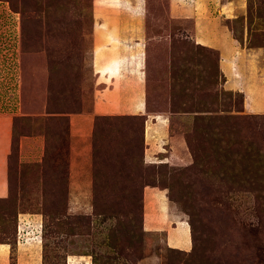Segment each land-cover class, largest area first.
<instances>
[{
	"label": "rangeland",
	"instance_id": "374dc122",
	"mask_svg": "<svg viewBox=\"0 0 264 264\" xmlns=\"http://www.w3.org/2000/svg\"><path fill=\"white\" fill-rule=\"evenodd\" d=\"M201 16L257 53L264 80V0H0V264H264V112L221 86L217 51L193 39ZM133 40L145 113L164 125L94 115L69 128L91 111L103 49Z\"/></svg>",
	"mask_w": 264,
	"mask_h": 264
},
{
	"label": "crops",
	"instance_id": "0c3cea01",
	"mask_svg": "<svg viewBox=\"0 0 264 264\" xmlns=\"http://www.w3.org/2000/svg\"><path fill=\"white\" fill-rule=\"evenodd\" d=\"M193 39L197 44L217 51V67L223 77L221 86L225 90L241 94L242 112L251 114L264 112V80L261 77V68L256 59L257 53L241 47L228 27L223 23V20L218 17H195ZM138 43L137 40H133L131 47H128L124 53L118 51V53L109 52L110 54H107V51L103 49L105 53L99 60V64L102 65L101 68L96 69L93 67L96 80L92 93L91 111L88 114L70 116L69 128L73 129L74 120L78 123H83L82 131H84L88 127V121L87 119L85 121L81 120L88 118L90 124V119L94 115L146 114L143 98L145 82L141 65L143 54L140 55L142 52L137 46ZM145 116L146 123L156 121V124L164 125L163 118L160 119L149 114ZM2 119L6 118L0 117V120ZM7 128L5 133L2 131V126H0V136L3 137L5 135L6 139H8ZM26 138H23L25 140V152H29L38 141L33 137ZM2 140L4 139L0 140V194L5 193L6 162L4 157L7 153L6 142H1ZM22 151H24V148ZM149 190L151 191L148 193L160 203L162 198L159 193L160 190ZM166 214L168 218L171 217L169 218L171 224L165 225V228H168L166 232H173L176 240L173 245L181 250H187L189 246L187 224L175 215L172 217L170 212ZM170 247L174 248L171 245ZM0 248L4 249V247Z\"/></svg>",
	"mask_w": 264,
	"mask_h": 264
},
{
	"label": "trees",
	"instance_id": "16d2710c",
	"mask_svg": "<svg viewBox=\"0 0 264 264\" xmlns=\"http://www.w3.org/2000/svg\"><path fill=\"white\" fill-rule=\"evenodd\" d=\"M233 35V37L235 38V39H237V37L236 36H234V34H232ZM217 58V57H216ZM218 68V67H217ZM218 70V69H217ZM240 108H241V105H240ZM107 116V115H106ZM108 116H110L111 117V115H108ZM125 116H127V115H124V116H122V117H125ZM139 116H142V115H135V117H139ZM127 126V128L128 129H131V125L130 124H128V125H126Z\"/></svg>",
	"mask_w": 264,
	"mask_h": 264
}]
</instances>
